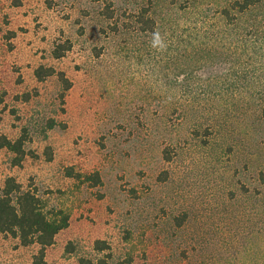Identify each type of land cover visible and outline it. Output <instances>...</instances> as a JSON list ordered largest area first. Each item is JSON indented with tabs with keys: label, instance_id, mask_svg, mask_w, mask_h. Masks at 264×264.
<instances>
[{
	"label": "rangeland",
	"instance_id": "obj_1",
	"mask_svg": "<svg viewBox=\"0 0 264 264\" xmlns=\"http://www.w3.org/2000/svg\"><path fill=\"white\" fill-rule=\"evenodd\" d=\"M235 1L0 0V133L28 136L21 166L0 150V194L13 177L69 214L48 264H239V210L257 206L239 182L264 166V0L226 19ZM38 250L0 233V264Z\"/></svg>",
	"mask_w": 264,
	"mask_h": 264
},
{
	"label": "trees",
	"instance_id": "obj_2",
	"mask_svg": "<svg viewBox=\"0 0 264 264\" xmlns=\"http://www.w3.org/2000/svg\"><path fill=\"white\" fill-rule=\"evenodd\" d=\"M259 2L260 0H237L230 6V9L223 11V17L232 20V10L237 14H246ZM109 16L112 18L111 14ZM139 23L142 27L141 31H155V22L146 18L143 13L140 14ZM71 49V42L66 41L55 47L53 55L56 59H61ZM180 70L182 73L186 71L185 68ZM56 75L64 84L65 93L68 92L71 84L63 73H57L54 69L43 66L35 71V76L40 82ZM233 84L236 85L237 82ZM54 127V122H51L49 128ZM27 141L26 132H23L16 140H11L0 133V150L10 152L14 156V165L21 166L27 156L25 150ZM165 156H170L167 150H165ZM67 175L81 183H89L92 186L102 185L98 172L82 175L75 174L73 170H67ZM258 178L259 187L253 190L245 183L239 182L241 186L239 202L244 200L257 204L253 210H239V264H264V166L259 171ZM187 219V215L176 218L177 227H183ZM69 224V214L62 210L47 211L46 204L34 190L24 189L13 177L6 179L0 194V233L18 240L21 247L37 246L39 250L33 258L34 264H48L46 260L48 248L55 245L58 235L66 230ZM97 247L101 251L107 249V246L100 242L97 243ZM81 264L94 263L91 260L81 259ZM96 264H108V262L103 258Z\"/></svg>",
	"mask_w": 264,
	"mask_h": 264
}]
</instances>
